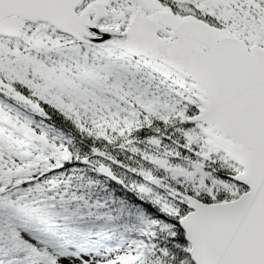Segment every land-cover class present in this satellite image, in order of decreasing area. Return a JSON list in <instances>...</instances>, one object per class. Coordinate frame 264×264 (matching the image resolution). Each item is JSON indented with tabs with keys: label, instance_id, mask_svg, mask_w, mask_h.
I'll use <instances>...</instances> for the list:
<instances>
[{
	"label": "snow or ice",
	"instance_id": "6c2138e0",
	"mask_svg": "<svg viewBox=\"0 0 264 264\" xmlns=\"http://www.w3.org/2000/svg\"><path fill=\"white\" fill-rule=\"evenodd\" d=\"M0 264H264V0H0Z\"/></svg>",
	"mask_w": 264,
	"mask_h": 264
}]
</instances>
